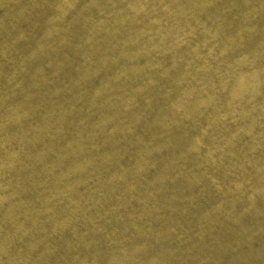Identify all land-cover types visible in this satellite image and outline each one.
<instances>
[{"label":"bare ground","instance_id":"obj_1","mask_svg":"<svg viewBox=\"0 0 264 264\" xmlns=\"http://www.w3.org/2000/svg\"><path fill=\"white\" fill-rule=\"evenodd\" d=\"M0 264H264V0H0Z\"/></svg>","mask_w":264,"mask_h":264}]
</instances>
